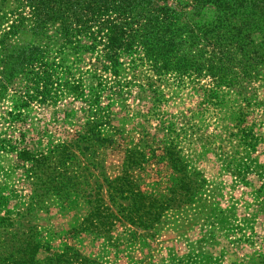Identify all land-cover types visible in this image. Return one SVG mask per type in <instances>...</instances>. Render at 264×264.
Returning <instances> with one entry per match:
<instances>
[{
	"label": "rangeland",
	"instance_id": "374dc122",
	"mask_svg": "<svg viewBox=\"0 0 264 264\" xmlns=\"http://www.w3.org/2000/svg\"><path fill=\"white\" fill-rule=\"evenodd\" d=\"M31 41L28 32L7 38L12 47ZM203 83L178 87L148 66L104 75L100 126L115 139L87 149L76 142L87 102L31 103L23 123L11 121L13 89L24 85L13 81L0 96V250L31 236L35 264H264V69L216 97ZM24 147L49 159L36 168L20 160ZM120 177L123 197L111 191ZM140 191L148 199L138 203ZM137 208L164 212L139 226L126 214Z\"/></svg>",
	"mask_w": 264,
	"mask_h": 264
},
{
	"label": "trees",
	"instance_id": "16d2710c",
	"mask_svg": "<svg viewBox=\"0 0 264 264\" xmlns=\"http://www.w3.org/2000/svg\"><path fill=\"white\" fill-rule=\"evenodd\" d=\"M7 1L12 2L10 9L0 16L5 39L0 48V96L13 81L24 82L13 89L17 112H9L11 121L23 123L21 108L31 103H54L64 95L80 98L89 108L76 142L87 149L114 142L115 137L100 126L109 115V105H101L100 84L104 75L115 77L125 65L148 66L153 76L182 88L204 82L199 87L208 97H216L221 87L258 79L264 69V0H0V4ZM20 32H28L32 41L10 46L8 36ZM85 77L94 85L84 84ZM78 81L81 84L74 86ZM72 155L60 149V158ZM46 158L28 147L20 151V160L35 162L36 168ZM118 179L111 191L123 197L127 186L122 177ZM134 195L138 203L148 199L141 191ZM163 212L137 208L126 214L134 224L152 227ZM26 238L2 246L0 264H35L40 244Z\"/></svg>",
	"mask_w": 264,
	"mask_h": 264
}]
</instances>
